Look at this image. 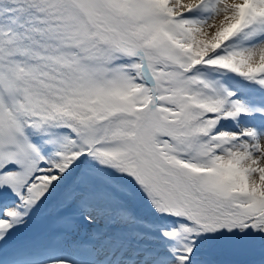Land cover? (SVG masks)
Masks as SVG:
<instances>
[{"label": "snow or ice", "instance_id": "obj_1", "mask_svg": "<svg viewBox=\"0 0 264 264\" xmlns=\"http://www.w3.org/2000/svg\"><path fill=\"white\" fill-rule=\"evenodd\" d=\"M0 264H264V0H0Z\"/></svg>", "mask_w": 264, "mask_h": 264}]
</instances>
